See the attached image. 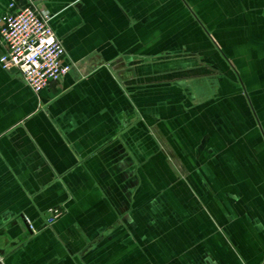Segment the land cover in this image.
Masks as SVG:
<instances>
[{
    "label": "crops",
    "instance_id": "crops-1",
    "mask_svg": "<svg viewBox=\"0 0 264 264\" xmlns=\"http://www.w3.org/2000/svg\"><path fill=\"white\" fill-rule=\"evenodd\" d=\"M27 1L72 69L0 63V264H264V0Z\"/></svg>",
    "mask_w": 264,
    "mask_h": 264
},
{
    "label": "built area",
    "instance_id": "built-area-1",
    "mask_svg": "<svg viewBox=\"0 0 264 264\" xmlns=\"http://www.w3.org/2000/svg\"><path fill=\"white\" fill-rule=\"evenodd\" d=\"M49 20L36 4L27 0H10L0 17L4 46L0 63L7 70H17L36 93L59 83L72 69L65 59V47ZM48 212L49 225L63 214V208L52 207Z\"/></svg>",
    "mask_w": 264,
    "mask_h": 264
},
{
    "label": "rangeland",
    "instance_id": "rangeland-1",
    "mask_svg": "<svg viewBox=\"0 0 264 264\" xmlns=\"http://www.w3.org/2000/svg\"><path fill=\"white\" fill-rule=\"evenodd\" d=\"M177 168H178V172H177V176H178V178L179 179H181V180H187V178H188V172H187V170L185 169V167L183 166V164H182V162L180 161V162H178L177 164ZM255 190V192L257 193V194H259V193H261L260 191L261 190H259L258 188L257 189H254ZM53 207H60V206H53ZM50 208H52V207H50ZM49 208V209H50ZM61 208H63V207H61ZM48 209V210H49ZM48 210H47V217L46 218H48V216H49V213L50 212H48ZM63 212H64V208H63ZM181 224H183V223H181ZM183 225H185V223L183 224ZM180 231H182V230H179V232Z\"/></svg>",
    "mask_w": 264,
    "mask_h": 264
}]
</instances>
